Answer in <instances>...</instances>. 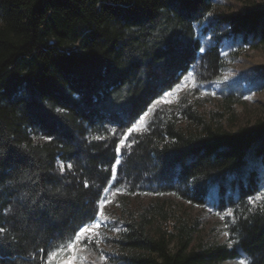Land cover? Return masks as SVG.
<instances>
[{"label":"trees","instance_id":"1","mask_svg":"<svg viewBox=\"0 0 264 264\" xmlns=\"http://www.w3.org/2000/svg\"><path fill=\"white\" fill-rule=\"evenodd\" d=\"M218 2L0 0V264H47L97 218L133 123L191 68L199 82L218 76L225 35L205 42L211 26L264 45V9ZM226 122L184 99L156 109L122 148L114 185L226 205L229 242L197 238L199 218L158 199L126 214L112 264H264V198L252 201L264 122Z\"/></svg>","mask_w":264,"mask_h":264},{"label":"rangeland","instance_id":"2","mask_svg":"<svg viewBox=\"0 0 264 264\" xmlns=\"http://www.w3.org/2000/svg\"><path fill=\"white\" fill-rule=\"evenodd\" d=\"M247 6L264 9V0H219L216 7L225 13L237 12ZM231 26H221L220 29L211 26L205 42H218L217 35H225L220 44L223 56V65L218 76L211 82H199L194 69L191 68L180 81L172 88L164 91L157 97L147 110L133 123L127 133L122 136L117 148L118 157L113 166V176L103 192L99 203L97 218L88 225L99 224L87 238L82 236L75 241V251L67 245L53 250L47 264H112L111 259L115 251L112 240L123 226L126 214L148 205L158 199H171L176 205L182 203V208L200 220L199 235L197 238L210 242H229L225 217L230 214L226 205L191 204L182 201L172 193L155 194L147 192H129L115 186L118 164L121 160L122 148L126 146L129 137L140 133L146 128L153 112L163 106H174L186 100L205 119L215 123L225 124L228 120L235 125H253L255 122H264V45L243 41L236 35H230ZM204 42V43H205ZM230 106V109H229ZM229 110L234 114L228 118ZM179 123L183 127L191 124L190 120L180 115ZM131 129V131H129ZM264 166L261 174L264 176ZM264 198V183L260 190L252 197L256 202ZM226 207V209H224ZM72 242V241H71ZM64 249V250H60ZM247 264L243 258L225 261L221 264Z\"/></svg>","mask_w":264,"mask_h":264},{"label":"snow or ice","instance_id":"3","mask_svg":"<svg viewBox=\"0 0 264 264\" xmlns=\"http://www.w3.org/2000/svg\"><path fill=\"white\" fill-rule=\"evenodd\" d=\"M131 131V129L129 130ZM63 165H61V170L63 171ZM69 168H71V165H68ZM88 185L85 184V187H87ZM99 224L96 225H86V226H82L78 232L74 233V240L72 242H70L67 247L72 249V251H75V241H79L80 238L82 236H84L85 238H87V234L92 232L94 228H98ZM5 231V229L0 228V232ZM60 250H64V249H60ZM65 264H73V261H66ZM243 264V262H242Z\"/></svg>","mask_w":264,"mask_h":264}]
</instances>
